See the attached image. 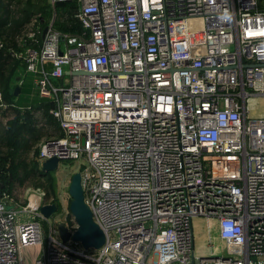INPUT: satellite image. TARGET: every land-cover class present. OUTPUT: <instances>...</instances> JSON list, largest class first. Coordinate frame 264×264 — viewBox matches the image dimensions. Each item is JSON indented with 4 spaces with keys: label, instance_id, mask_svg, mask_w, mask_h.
I'll use <instances>...</instances> for the list:
<instances>
[{
    "label": "built area",
    "instance_id": "2783aa9c",
    "mask_svg": "<svg viewBox=\"0 0 264 264\" xmlns=\"http://www.w3.org/2000/svg\"><path fill=\"white\" fill-rule=\"evenodd\" d=\"M65 1L80 31L50 20L11 55L61 132L30 158L84 160L103 242H63L38 212L49 202L16 210L1 191L0 264H264V0L48 3ZM193 219L209 253L194 248Z\"/></svg>",
    "mask_w": 264,
    "mask_h": 264
},
{
    "label": "trees",
    "instance_id": "16d2710c",
    "mask_svg": "<svg viewBox=\"0 0 264 264\" xmlns=\"http://www.w3.org/2000/svg\"><path fill=\"white\" fill-rule=\"evenodd\" d=\"M18 4V0H5L4 4L0 6V91L3 101L9 104L5 110L12 112L11 117L4 123H0V183L2 184L0 192L6 191L8 193L11 192L15 183L22 185L29 178L38 180L39 177L43 178L49 173L42 174L34 160L27 161L23 157L24 152L31 146L30 144L37 139L38 129L46 128L50 134L61 135L54 118L47 111L48 103L35 101L29 105V109L25 105L19 106L13 103V99L18 93L15 96L12 94L13 87H10L11 72L14 64L21 65V67L24 65L20 59L12 58L11 52H15L13 48L18 52L21 49L17 48L12 40L24 24L30 23V19L34 15V12L29 8L19 9ZM9 5H14V12L7 10ZM53 6L59 8L57 20L52 22L54 29L63 33L80 31V25L73 16L75 6L72 2H56ZM15 12H17L16 15ZM43 13L44 10L40 8L36 22L40 31L49 20L45 22ZM21 38L22 47L36 46L26 36ZM36 38L39 40L40 36L37 34ZM4 69L6 75L3 74Z\"/></svg>",
    "mask_w": 264,
    "mask_h": 264
},
{
    "label": "rangeland",
    "instance_id": "374dc122",
    "mask_svg": "<svg viewBox=\"0 0 264 264\" xmlns=\"http://www.w3.org/2000/svg\"><path fill=\"white\" fill-rule=\"evenodd\" d=\"M4 2L5 0H0V6H2ZM18 3L19 4L17 7L19 9L29 8L34 12L33 13L34 15H32V18L30 19V23L24 24L22 28H20L19 33L17 35H14V38L12 40L16 44L17 48L19 49L21 48L20 50L22 52L26 47H22L23 43L21 41L22 40L21 37L25 36L28 33L29 29L32 28L35 29L39 9L41 8L44 10L43 17L45 22L48 19H49L48 22L50 20H52L53 22V20H57L59 8L58 6H50L48 0H18ZM7 10L14 12L15 11L14 5H9L7 7ZM16 14L17 12H15V15ZM13 50L15 52H18L14 48ZM5 69L3 70V74L6 75ZM11 77L12 79L10 82V87L13 88L18 87L19 90L16 96L17 99L15 98L13 99L14 104L23 106L27 104L22 103L20 100L26 101V99L28 100L32 98L34 101L31 102L33 103L35 102V99H38L32 83L33 75L29 72H26L24 67H21V65L14 64L11 72ZM0 98H1L0 104L3 103L6 104L5 101H3L1 91H0ZM255 105H256V112L254 114H259L261 112V109H259L260 102H257ZM11 115L12 112L10 110H3L0 113V123L1 124L4 123L9 117H11ZM37 133H38L37 139L30 144L31 146L23 154V157L27 161L31 159L29 155L31 149L40 141V139L48 136H55L54 134L48 133L46 128L38 129ZM81 164H85L84 160L81 158H78L77 160H73V161L70 160L59 161L56 169L54 171L47 173L45 176H43V178L39 177L38 180L34 178H29L26 181H24L22 185H17L15 183L11 189V192L9 193L10 202L13 203V206L16 207V210H20V207L28 201V197L34 195L35 199H37L35 201L36 203L49 202V203H54L56 205L55 212L52 213L48 218L49 221L62 222L64 216H66L67 219H70V215L68 212L69 196L67 194V185L72 172L74 173L79 171V169L81 168ZM29 218L31 219L32 217ZM204 225H205L204 220L193 219L192 227L194 234V248L196 251L202 254H206L207 252L209 253V248H208L209 235L206 232ZM40 226L43 233L47 234V226L44 220L40 221ZM226 253H233V250H231L230 252L223 250V254Z\"/></svg>",
    "mask_w": 264,
    "mask_h": 264
},
{
    "label": "water",
    "instance_id": "95a60500",
    "mask_svg": "<svg viewBox=\"0 0 264 264\" xmlns=\"http://www.w3.org/2000/svg\"><path fill=\"white\" fill-rule=\"evenodd\" d=\"M46 30L44 26L41 30V38ZM83 71H75L72 74H84ZM19 92L18 87L13 88L12 94L15 96ZM57 167V159L50 157L41 162L39 171L42 174L55 170ZM2 184L0 183V188ZM67 194L69 196L68 212L73 219L75 228L69 231L63 222L56 224L59 239L63 242L68 239L79 242L80 245L87 249L89 247L97 248L103 242V233L100 228L93 222L91 212L88 206L83 202L82 189L80 185V174L74 172L71 174L68 185ZM56 210L54 203L43 204L38 207V212L48 218Z\"/></svg>",
    "mask_w": 264,
    "mask_h": 264
},
{
    "label": "crops",
    "instance_id": "0c3cea01",
    "mask_svg": "<svg viewBox=\"0 0 264 264\" xmlns=\"http://www.w3.org/2000/svg\"><path fill=\"white\" fill-rule=\"evenodd\" d=\"M30 97H31V95H30ZM38 98V97H37ZM15 99H17V97L15 98ZM39 99V98H38ZM38 99H35V101L37 100V101H40V100H38ZM22 103H25V104H27V105H30L32 102L31 101H34L32 98H30V99H26V101H23V100H20ZM27 102V103H26ZM31 198H33V200H34V202L33 203H35V201L37 200V199H35V196H31L30 197V201H31Z\"/></svg>",
    "mask_w": 264,
    "mask_h": 264
},
{
    "label": "bare ground",
    "instance_id": "6f19581e",
    "mask_svg": "<svg viewBox=\"0 0 264 264\" xmlns=\"http://www.w3.org/2000/svg\"><path fill=\"white\" fill-rule=\"evenodd\" d=\"M31 196H34V195H31ZM31 196H30V197H31ZM30 197H29V205H32L33 202H34V200H33V198H31V201H30Z\"/></svg>",
    "mask_w": 264,
    "mask_h": 264
}]
</instances>
